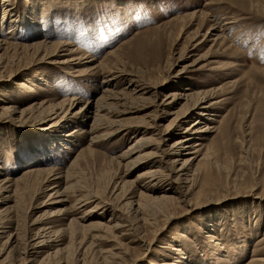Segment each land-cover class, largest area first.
I'll return each mask as SVG.
<instances>
[{
  "label": "rangeland",
  "instance_id": "374dc122",
  "mask_svg": "<svg viewBox=\"0 0 264 264\" xmlns=\"http://www.w3.org/2000/svg\"><path fill=\"white\" fill-rule=\"evenodd\" d=\"M4 8H10L17 22L14 41L42 40L49 51V44L65 41L77 50L76 58L85 57L80 63L58 64L52 57L41 59L48 52L42 50L20 66L7 67L13 76L0 81V97L15 111L0 115V169L4 176L17 177L26 168L38 166L65 170L75 152L102 133L104 129L88 132L95 102L106 87L104 70L114 64L151 84H161L157 102L151 93L144 94L145 100L134 101L135 111L122 117L128 124L154 123L146 137L155 139L161 149L184 136L195 120L200 121L196 128L206 123L222 127L193 134L188 142H201L205 145L201 153L208 149L211 157L192 161L186 173L188 182L182 184L186 200L163 205L140 201L142 209L132 213L124 207L118 220L130 224L123 228V235L117 234L118 243L102 240L92 244L82 231L75 235L61 231L50 237L58 241L53 245L62 248L54 256L50 253L55 248L30 245L38 241L35 233H40L44 223L50 222L44 227L60 230L72 216L82 215L80 208L49 217L69 207L79 195L88 191L108 197L114 184L118 188L123 179H135L141 167L126 171L111 159L140 135L130 133L135 125L127 127H133L130 132L98 139L91 150L84 151L72 180L78 191L67 194L68 201L59 203L56 201L64 197L38 194L37 184L27 190L19 184L18 203L4 221L6 230L17 237L9 246L7 264H255L250 262L252 256L264 258V0H0L1 38L9 35L10 27L2 18ZM224 18L231 22L229 29H211L213 22L223 23ZM219 34L221 38H216ZM111 50H115L113 54L106 55ZM64 54L67 56V51ZM92 57V64L100 61L99 65L87 70L86 64L91 63L86 61ZM123 86L119 83L116 89ZM185 86L213 94L209 100L212 111L204 116L194 114L163 141L157 132L173 118L169 113L184 103L191 104L196 95L173 108L155 104L171 92H182ZM71 98H76L73 106L67 101ZM34 101L45 102L44 107L54 113L44 117L28 109ZM57 103L59 108L54 109L52 105ZM89 105L86 118L75 114ZM65 113L84 125L72 123L63 129L60 119ZM207 113L218 116L211 122L207 118L214 115ZM155 114L157 118L151 121ZM155 148L153 144L141 152H155ZM185 151L173 158L192 157ZM58 183L65 185L64 179ZM168 186L159 192L177 196ZM120 193L126 194L124 190ZM129 195L122 197L121 204ZM12 200L0 202V209L14 204ZM98 214L103 222L110 218L108 211ZM39 217L42 222L35 223ZM5 238L2 235L1 241Z\"/></svg>",
  "mask_w": 264,
  "mask_h": 264
},
{
  "label": "bare ground",
  "instance_id": "6f19581e",
  "mask_svg": "<svg viewBox=\"0 0 264 264\" xmlns=\"http://www.w3.org/2000/svg\"><path fill=\"white\" fill-rule=\"evenodd\" d=\"M3 1L9 3L10 0H3ZM5 12H7V14H5ZM193 14L194 12H192L190 16ZM2 18H5L4 19L5 22L7 20L5 24L10 25V27L7 31V34L9 35L6 38L0 37V51H3L0 55L1 59H3L0 61V81H2V79L5 78L7 80H10L11 77L13 76L11 70L7 69L8 66L11 67L13 65L20 66L18 64H20L23 60L26 61L27 57H32L42 50L48 52H45L41 59L43 58L51 59L52 57L54 58L53 63H58V64H71L73 63L72 61L75 60L76 61L78 60L77 63H80V60L85 58V57H80L79 55L76 58L77 50L71 49L69 42H65V41L53 42L52 44H49L52 49L50 51L47 50L48 44H46V42H43L42 40H37L33 43L14 41L13 37L16 34L17 31L16 28H18V26L16 27L17 22L10 15V8L8 9V11H6L4 8V13L2 15ZM227 19L228 18H224L225 21L223 23L222 21L213 22L214 27L211 29H213L214 31H222L229 29L231 22L226 21ZM220 34L217 35L216 38H221ZM66 51H67V56H65L66 54H64V52ZM114 51L115 50H111L106 55L109 56L113 54ZM63 57H67L68 59ZM92 61H95V58L92 57L91 59H89V61H86V63H91V64H86L87 70L95 69L100 62L99 61L97 65H94L92 64L93 63ZM114 65L104 70L106 75H104L102 81L105 83L106 87H104L102 94L96 100L95 106L93 105L95 107L93 113L94 114L93 121L92 124L90 125V131L88 133H93L99 131L100 129H104V130L102 131L101 134L92 136L90 138L89 144L85 148L80 149L78 152H75L72 162L65 170H59L57 168L41 167V166L29 167L23 171L22 175L17 177H9V176H4V174L1 172L0 169V202L2 203L5 201H10L12 198L13 199L12 201L14 203L12 205H7L4 209H0V241L2 235L6 236L5 241L4 242L1 241L0 258L3 255V253H5V256L2 259H0V264H7V259L11 254L10 253L11 248H9V246L10 244L14 243L15 240L17 239V237H15L10 233V230H6L7 225L5 224L4 221L8 217V214L11 213V211L14 209V206L17 205L16 203H18L15 198L20 197V196L17 197V194L19 193L18 192L19 184L24 186L23 187L24 190L26 188H29V185L37 184L38 194L41 193L43 195H47L48 198L51 199L60 196L64 197V199L61 198L56 201L59 203L68 201L67 194L78 191L77 188L78 185L72 181L75 178L74 171L76 169L77 161L82 156L85 150H91V145L96 143L98 139H102L104 137H110L112 135L121 133L122 131L130 132V129L133 127L130 128L127 127L131 125H135L134 126L135 128H133L130 133L131 134L140 133V135L134 136L133 137L134 139L132 140V142H130L127 145L126 149L122 151L119 155L111 159L112 160L114 159V161H116V164L119 167L125 168L126 171L129 170L130 168H139V167H141L142 170L139 171L135 179L131 181L123 179L120 182V187L116 188L114 184V186L111 187L112 190L110 192V196L108 197H103V196L100 197V195H98L97 193L86 191L85 194L79 195V197L75 199L73 203L71 202L69 207L64 209H59L53 214L49 215V217L58 216L62 214L61 212H63L64 215L65 212L72 213V212H76L80 208H83L81 210L82 211L81 216H79L78 218L70 216L71 218L69 219V222L66 223L65 226H63V228L60 230L54 229L56 228L54 226L44 227L48 225L50 222L44 223L43 227L40 228L41 229L40 233L39 232L35 233L36 239H38V241L30 244L32 248L46 245L55 248L54 251L50 253V255L54 256L60 253L62 251V248L59 246V244L53 245V242L55 241L58 242V241L50 240V237L54 236V234H56L57 232L62 233L61 231H64L63 233L65 232L72 233L73 235L77 234L78 231H82L85 234V236L89 235L90 239L94 241V242L91 241L92 244L95 243V241H102V240H106V241L113 240L118 243L116 239L117 234L123 235L122 232L125 230V229L123 230V228L128 227L130 224L127 223L126 225H123L124 223H121L118 220L117 216L121 209L125 207L128 212L131 213L132 211L136 212L140 208L142 209V203L140 201H143L144 203L150 202L152 203V205L153 203H156L157 205L158 204L163 205L164 203H169L173 201L175 202V200H180V199H182V201H185L187 196V191L186 190L184 191L185 188L183 189L182 184L184 182H188L186 173L188 171V168H190L192 161L199 156H201L200 160L203 161H206L208 157H211L210 153L208 152V149H206L203 153H201V151L205 147V145H202L201 142L196 141L191 145H188V142L192 139L193 134L201 135V133H206L210 131L212 132V131H216L217 129L221 130L222 127L219 128L218 126L216 127L215 125L210 127V125H207L206 123L204 124V127L196 128V125L199 124L200 121L195 120L194 122H191L190 127H187L185 129L186 134L184 136L177 137L178 139L171 142L168 145L167 149H161L160 146H158L157 143L155 142V139H153L152 137H146V133L150 132V129H153L151 127H154V123H151L153 126H150L146 122H143L142 124H128L124 122L126 121V119L122 117L130 113H133L132 111H135L133 110L135 108L133 105L134 101L145 100L146 97H143L144 94L151 93V95L155 96V101L157 102L156 99H158V95L160 94L159 90L161 88L160 86L161 84L160 83L151 84L150 81L140 79L141 77L138 78L134 74L123 70L121 67L118 68V65L115 66ZM119 83L120 85L121 83H124V86L121 89H116ZM153 89L154 91H152ZM193 95L196 96L191 104L184 103L178 109L169 113L170 115L173 116V118L168 122L164 130H162L161 132L159 130L157 132L161 137V140L165 141L170 136H173L176 130L179 127L183 126L185 120L190 119L194 114H198L202 116L205 112L210 113V111H212L211 110L212 104L209 102V100L213 94L209 93L208 91L195 92L193 91L192 87L185 86L184 88H182V92H177V91L171 92L164 97L161 103L159 104L154 103L157 107L162 105L173 108V106L179 104L181 100L188 102V100H190V98ZM74 99L76 100V98H71L67 101H69L70 105L73 106L75 104ZM44 103L45 102L43 101L40 102L34 101L33 103H31V105L28 106V109L32 110L33 112L39 111L40 116L45 115L44 117L54 113L52 108L50 109L48 107H44ZM90 105L89 108H86V110H83L84 108L83 106L80 107V109L77 112H75V114L81 113L80 118H86L88 116L91 107ZM52 106L54 109L59 108L58 103L53 104ZM11 111L12 112L15 111V107L11 105L10 102H6L5 99L0 97V115L10 113ZM208 113L207 116L214 115ZM215 116L218 115L210 116L209 118H207V120H210L211 122L215 121ZM73 118L74 115H66V113L62 116V118L60 119V125L65 126L63 129L67 128L68 125L72 123L77 125L78 124L84 125V122L82 121L78 122L77 120L75 121ZM156 118H157L156 114L155 117L154 115H151L150 120L152 121ZM81 131L84 132L83 129ZM74 132H76V129L72 131V133ZM153 144H155V147H157V149L155 148L156 149L155 152H151V151L141 152L143 148ZM181 150H187L185 151V154L191 155L192 157H188L187 159H181V161L177 158H173V155L179 156L180 155L179 152ZM63 179L65 181V185L61 187V184H59L58 182L59 180L62 181ZM172 183L177 184V187H173ZM168 185L171 186L172 191L175 192L177 196L170 195L169 193H165V192H159ZM12 186H14L13 189ZM117 190L118 192H116ZM123 190L126 192L124 196L123 194L120 195L121 194L120 192ZM127 194L128 195L130 194L128 200L126 199L127 200L126 203L121 204L122 197L125 198ZM18 195H20V193ZM134 198H137L136 202H134L135 201L133 200ZM87 205L89 207L85 209ZM161 205L160 207H162ZM102 210L108 211L110 215V218L107 220V222L101 221L102 216L98 214V211H102ZM90 218L91 220H89ZM41 222L42 220L39 217L37 218L35 223L39 224ZM116 231L117 233H115ZM24 244L25 246L28 245L26 241H24ZM2 245H5L6 246L5 248L7 249L2 248ZM25 252L26 249L23 251V253ZM250 262L263 264L264 258L252 256ZM162 264H166V263H162Z\"/></svg>",
  "mask_w": 264,
  "mask_h": 264
}]
</instances>
